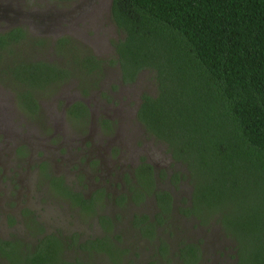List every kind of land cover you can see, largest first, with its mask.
Wrapping results in <instances>:
<instances>
[{
	"label": "trees",
	"instance_id": "trees-1",
	"mask_svg": "<svg viewBox=\"0 0 264 264\" xmlns=\"http://www.w3.org/2000/svg\"><path fill=\"white\" fill-rule=\"evenodd\" d=\"M110 16L120 35L112 43L120 82L133 84L149 71L156 85L155 95L140 97L135 120L184 168V175L171 174L175 185L183 180L191 186L189 203L177 207L176 214L200 227L216 224L234 245V264H264V0H111ZM26 39L21 28L0 33L1 73L8 76L4 80L11 82L20 108L37 116L38 92L69 79L71 71L45 61H13L11 49ZM102 65L88 55L76 70L98 76ZM67 115L85 121L89 110L76 102ZM101 125L111 128L106 119ZM38 167L52 190L82 213L95 214L101 193L95 201L83 197L62 178L46 174L47 164ZM131 175L127 192L114 202L138 205L153 196L154 218L134 214L130 220L139 237L152 241L173 214V200L169 192L156 189L154 171L144 160ZM97 218L103 226L113 225L106 215ZM62 242L44 236L33 248L25 244L19 257L23 264H56V250L65 249ZM19 244L0 240L5 264H16L13 252ZM109 245L107 235L77 249L109 255ZM115 249L118 257L126 252ZM158 250L168 252L161 245ZM200 254L197 245L186 243L176 257L181 264H199Z\"/></svg>",
	"mask_w": 264,
	"mask_h": 264
},
{
	"label": "rangeland",
	"instance_id": "rangeland-1",
	"mask_svg": "<svg viewBox=\"0 0 264 264\" xmlns=\"http://www.w3.org/2000/svg\"><path fill=\"white\" fill-rule=\"evenodd\" d=\"M110 6L111 0H0V33L21 28L27 34L24 42L11 49L13 61H45L71 71L69 79L38 92L39 113L30 116L18 105L0 65V238L31 243L37 237L31 229L38 228L41 235L58 234L67 244L64 251L56 250V264L62 257L82 264H181L176 253L186 243L198 246L199 264H234V245L216 224L204 228L176 214L177 207L189 203L191 186L183 180L175 185L171 174L184 175V168L135 120L140 97L155 95L156 85L149 71L133 84L120 82L112 46L120 35ZM88 55L103 62L98 76L76 70ZM76 102L89 110L85 121L67 115ZM104 119L110 129L101 125ZM141 160L153 167L156 189L169 192L173 200V214L157 228L152 241L139 237L130 220L134 214L154 218L153 196L138 205L114 202L127 192L126 177L132 179L131 172ZM42 163L47 164L46 174L62 178L69 190L87 198L101 193L95 214L82 213L54 188L53 192L38 167ZM20 212L32 214L36 226L30 223V229L27 218L18 220ZM100 215L109 218L110 230L99 226ZM207 217L202 215L203 220ZM105 235L126 252L118 257L110 245L109 255L77 249L79 241ZM159 245L167 247V254L159 252ZM18 246L14 255L23 251ZM23 261L18 255L16 264Z\"/></svg>",
	"mask_w": 264,
	"mask_h": 264
},
{
	"label": "flooded vegetation",
	"instance_id": "flooded-vegetation-1",
	"mask_svg": "<svg viewBox=\"0 0 264 264\" xmlns=\"http://www.w3.org/2000/svg\"><path fill=\"white\" fill-rule=\"evenodd\" d=\"M140 103V102H139ZM145 163H147V164H149L147 161H145ZM139 164H140V162H139ZM138 164V165H139ZM137 165V166H138ZM150 165V164H149ZM137 166H135V168L137 167ZM151 166V165H150ZM152 167V166H151ZM152 169H153V167H152ZM155 177V176H154ZM73 192H75V193H80V192H78V191H73ZM81 194V193H80ZM82 195V194H81ZM83 196V195H82ZM61 197V196H60ZM84 197V196H83ZM87 198V197H86ZM64 199L65 200H67L71 205H72V203L66 198V197H64ZM89 199H93L94 201L95 200H98L97 199V195L95 196V197H90ZM97 207L96 208H94V210H95V212L97 211V209L100 207V203L99 204H97L96 205ZM77 209H79L78 207H76ZM80 210V209H79ZM157 210H156V203H155V212H156ZM21 218H27V222H28V226L30 225V223L31 224H33V225H35L36 226V223L34 222V220L32 219V214H30V213H28L27 215H23L22 214V212H20V214H19V216L17 217V219L18 220H20ZM98 219V218H97ZM98 223H99V226L101 227V228H105L106 230H110L111 228H112V226L113 225H110V224H106V225H101L100 224V222H99V220H98ZM111 223V222H110ZM29 228H30V226H29ZM31 229V228H30ZM38 230H39V228L37 229V231H32V229H31V232H32V234H35V235H37V237L35 238V240L33 241V242H26V241H24V240H16V241H18V242H20V245H22V247H21V249H23V251L25 250V244H27L30 248H33V247H35L36 245H38V243H39V241L44 237V236H48V235H54L55 237H57V238H59L60 236L58 235V234H49V233H46V234H38L39 232H38ZM105 236H107V235H105ZM104 237V236H103ZM62 240H63V242H62V244H64V248H66V244H67V242L62 238V237H60ZM98 238H102V237H98ZM98 238H93V239H84L83 241H79L78 243H77V248H78V246L79 245H82L83 243H85L86 241H88V240H92V241H94L95 239H98ZM108 238H109V243H110V247H112L111 246V243H112V245H113V247H115V248H118L117 246H116V244L112 241V238H110V236H108ZM0 240L1 241H4V240H6V239H1L0 238ZM15 241V240H14ZM63 247V246H62ZM79 250V249H78ZM63 251H64V249H63ZM80 252H84V253H93V254H97L94 250H91V251H81V250H79ZM100 254H105V253H100ZM18 255L20 256L21 255V251L18 253ZM106 255V254H105ZM62 261H66V262H70L69 260H67V259H64L63 257H62V259H61ZM6 262L0 257V264H5ZM61 263V262H60ZM72 263H74V264H76V263H81V262H79V261H77V260H74ZM82 264V263H81Z\"/></svg>",
	"mask_w": 264,
	"mask_h": 264
}]
</instances>
